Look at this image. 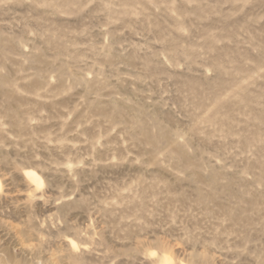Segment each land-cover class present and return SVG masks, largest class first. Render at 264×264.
Here are the masks:
<instances>
[{"label":"rangeland","instance_id":"rangeland-1","mask_svg":"<svg viewBox=\"0 0 264 264\" xmlns=\"http://www.w3.org/2000/svg\"><path fill=\"white\" fill-rule=\"evenodd\" d=\"M0 264H264V0H0Z\"/></svg>","mask_w":264,"mask_h":264},{"label":"bare ground","instance_id":"bare-ground-1","mask_svg":"<svg viewBox=\"0 0 264 264\" xmlns=\"http://www.w3.org/2000/svg\"><path fill=\"white\" fill-rule=\"evenodd\" d=\"M29 174H33V175L30 176ZM26 175H27V177H28L32 182H34L36 185L39 184L38 179H37L38 176H37L36 173L30 171V172H27ZM70 244H71L72 247L75 246V244H74L73 242H70ZM166 260L169 261L168 258H167Z\"/></svg>","mask_w":264,"mask_h":264},{"label":"clouds","instance_id":"clouds-1","mask_svg":"<svg viewBox=\"0 0 264 264\" xmlns=\"http://www.w3.org/2000/svg\"><path fill=\"white\" fill-rule=\"evenodd\" d=\"M30 176L31 175H33V174H29ZM38 179V178H37ZM38 187H43V184L42 183H40L39 185H38Z\"/></svg>","mask_w":264,"mask_h":264}]
</instances>
